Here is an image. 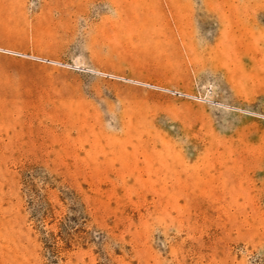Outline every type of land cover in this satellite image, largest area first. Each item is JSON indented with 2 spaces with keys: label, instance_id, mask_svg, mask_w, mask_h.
I'll use <instances>...</instances> for the list:
<instances>
[{
  "label": "rangeland",
  "instance_id": "obj_1",
  "mask_svg": "<svg viewBox=\"0 0 264 264\" xmlns=\"http://www.w3.org/2000/svg\"><path fill=\"white\" fill-rule=\"evenodd\" d=\"M0 264H264V0H0Z\"/></svg>",
  "mask_w": 264,
  "mask_h": 264
}]
</instances>
